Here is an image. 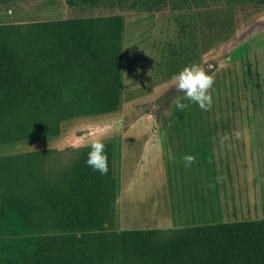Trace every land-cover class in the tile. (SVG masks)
Segmentation results:
<instances>
[{
	"label": "rangeland",
	"instance_id": "374dc122",
	"mask_svg": "<svg viewBox=\"0 0 264 264\" xmlns=\"http://www.w3.org/2000/svg\"><path fill=\"white\" fill-rule=\"evenodd\" d=\"M76 1L79 5L72 0L71 5L75 6L66 12V18L122 16L120 102L113 110L64 118L59 132L49 137L3 143L0 153L88 145L101 139L114 147L113 174L108 185L96 186L88 179L89 185H84L82 192L66 185L59 212L52 196H26L39 218L40 225L33 228L23 225L15 210L7 209L8 220L0 225V252L6 259L0 264H28L23 263L15 249L17 246L31 251L37 236L73 233L81 237L86 232L111 231L119 241L125 230L188 226L197 224L190 223L196 219L207 223L264 220V196L261 209L251 217L256 205L251 157L258 173H262L261 182L264 181V19L238 24L237 31L232 11L234 30L212 43L201 38L200 21L210 8H177L176 0ZM43 4V0H0V23L61 19L66 14L60 8L48 11ZM27 5L29 12L25 14L22 9ZM218 7L224 6L211 8ZM249 10L261 12L257 8ZM192 63L215 77L210 111L195 104L184 112L175 107L178 99L189 102L174 90L172 77ZM167 131L177 132L173 135L177 142L172 147L174 152L160 144ZM237 131L239 139L233 135ZM225 136L228 139L222 145L220 140ZM250 141L257 147L251 149ZM185 154L197 156L190 168L184 165ZM239 166L243 176L236 178L241 171ZM194 175L206 183L212 197L202 209L207 218L202 214L192 217L188 211V192ZM158 180L170 181L171 187L164 190ZM219 181L225 182V187ZM234 192H240V196H220ZM66 195L74 198L76 208ZM71 211L83 212L85 217L80 225L66 229L69 224H58L57 215L62 217ZM67 241L61 248L60 238H46V264H56L67 247L78 249L76 238Z\"/></svg>",
	"mask_w": 264,
	"mask_h": 264
},
{
	"label": "trees",
	"instance_id": "16d2710c",
	"mask_svg": "<svg viewBox=\"0 0 264 264\" xmlns=\"http://www.w3.org/2000/svg\"><path fill=\"white\" fill-rule=\"evenodd\" d=\"M231 12L228 6L205 10L201 38L213 43L232 32ZM123 37L120 15L0 23V145L49 137L59 132L64 118L116 108ZM80 146L0 153V225L8 220L7 209L29 228L40 225L26 196H52L58 211L66 185L75 192H82L89 180L108 185L113 145H106L107 175L86 164L90 149ZM67 198L76 208L74 198ZM60 215L58 224L68 223L66 229L85 217L74 211ZM46 238H60L61 248L68 239L79 242V250L67 247L56 264H264V220L259 219L125 230L119 241L111 231L37 236L31 251L16 246L15 252L23 263L46 264Z\"/></svg>",
	"mask_w": 264,
	"mask_h": 264
},
{
	"label": "crops",
	"instance_id": "0c3cea01",
	"mask_svg": "<svg viewBox=\"0 0 264 264\" xmlns=\"http://www.w3.org/2000/svg\"><path fill=\"white\" fill-rule=\"evenodd\" d=\"M74 4L76 6H78V2L76 0ZM82 1V0H81ZM44 4L43 6L48 9V11L56 9V8H60L65 10L64 12H68V10H72L71 7L75 6V5H71L72 0H43ZM175 6L177 8H185V6L187 7H191V8H211V7H216V6H229L234 14V18H235V24H236V29L238 31V29H240L238 24H248L252 21V19H259V21H262L264 19V0H176L175 1ZM30 5H27V8H24L22 10L23 13L25 12H29V8ZM255 8L259 9L261 12L255 14V11L250 12L249 9L255 10ZM238 11H240V20L238 21V19H236L238 17ZM33 12V11H32ZM26 14V13H25ZM260 14V15H258ZM63 18H66L68 15L67 13L65 15H62ZM69 17V16H68ZM261 17V18H260ZM18 22H23L22 20L18 21ZM175 131H167L166 134L163 136V138H161L160 140V144L161 146H163L164 144H166L167 146L171 147V150L174 149L172 147H175L177 142L175 141V139L173 138V135H175ZM180 137V135H178ZM212 133H211V136ZM221 141V140H220ZM239 143V142H238ZM240 144V143H239ZM250 148L252 149V147H257L256 145H254L252 143V141L249 142ZM240 156V155H239ZM237 159H239L237 157ZM251 164H252V184H253V193H254V198H255V202L256 205L254 206L253 209V213L251 214V217H255V212L260 208V201H261V196H264V181L261 182L260 179V174L262 173H258L257 171V163L254 160V157H251ZM215 166H218L219 168V164H215ZM239 168L241 169L240 173L237 174L236 178H241L242 175V166H239ZM236 174V173H235ZM264 174V173H263ZM195 177V178H194ZM194 180H191V189L188 192V211L189 214L194 217V214H196V216H198V214H202L201 216L207 218L208 214L205 212L203 213L202 209L204 208L206 202H211L210 200H212V197H210L209 193H208V186H206V183L204 181H202L201 179H198L196 177V175L193 176ZM221 180L224 181V178H221ZM159 184L162 186V188L164 189L165 187L167 188V190L169 189V187H171V183L170 181H160L158 180ZM221 181H219V185L225 187V182L220 183ZM261 183H263V185H261ZM174 184H176V182H174ZM263 187V190H261ZM165 190V189H164ZM240 192L236 193L234 192V194H227L224 195L223 193L220 194V196H240L239 195ZM221 201V200H220ZM262 202V201H261ZM259 217V215H258ZM199 219H196V222L192 221L190 223H197V224H204L207 222L204 221H198Z\"/></svg>",
	"mask_w": 264,
	"mask_h": 264
},
{
	"label": "clouds",
	"instance_id": "9594fccd",
	"mask_svg": "<svg viewBox=\"0 0 264 264\" xmlns=\"http://www.w3.org/2000/svg\"><path fill=\"white\" fill-rule=\"evenodd\" d=\"M172 87L178 93L183 95V99L189 103L177 100L176 109L181 112L190 108V105H198L203 111H210L213 105L212 90L215 84L214 75L209 74L204 68L196 63L186 65L178 74L172 77ZM235 138H240V132L233 133ZM228 139L227 136L222 137L220 143L223 145ZM80 147H89L86 164L94 171H98L101 175H107L109 170L108 155L106 152V144L101 139L92 141L89 145H81ZM184 165L190 168L197 161V156L185 154L183 156Z\"/></svg>",
	"mask_w": 264,
	"mask_h": 264
}]
</instances>
